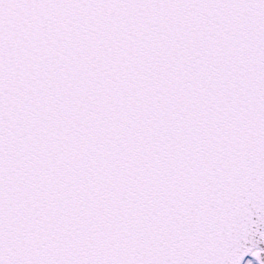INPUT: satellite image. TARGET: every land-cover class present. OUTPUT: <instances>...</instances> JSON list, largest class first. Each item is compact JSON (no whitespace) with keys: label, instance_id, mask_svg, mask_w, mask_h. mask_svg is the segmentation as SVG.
<instances>
[{"label":"snow or ice","instance_id":"1","mask_svg":"<svg viewBox=\"0 0 264 264\" xmlns=\"http://www.w3.org/2000/svg\"><path fill=\"white\" fill-rule=\"evenodd\" d=\"M264 0H0V264H264Z\"/></svg>","mask_w":264,"mask_h":264},{"label":"water","instance_id":"2","mask_svg":"<svg viewBox=\"0 0 264 264\" xmlns=\"http://www.w3.org/2000/svg\"><path fill=\"white\" fill-rule=\"evenodd\" d=\"M261 247H264V244H262Z\"/></svg>","mask_w":264,"mask_h":264}]
</instances>
